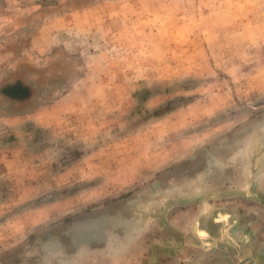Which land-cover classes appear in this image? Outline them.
<instances>
[{
	"label": "rangeland",
	"instance_id": "1",
	"mask_svg": "<svg viewBox=\"0 0 264 264\" xmlns=\"http://www.w3.org/2000/svg\"><path fill=\"white\" fill-rule=\"evenodd\" d=\"M255 172L264 0H0V264H111L135 235L120 261ZM261 209V258L235 236L227 264H264Z\"/></svg>",
	"mask_w": 264,
	"mask_h": 264
},
{
	"label": "crops",
	"instance_id": "2",
	"mask_svg": "<svg viewBox=\"0 0 264 264\" xmlns=\"http://www.w3.org/2000/svg\"><path fill=\"white\" fill-rule=\"evenodd\" d=\"M207 189L213 203L219 206L209 208V197L207 196L205 205L200 206V209L191 205L188 212L180 210L174 219L169 220L168 228L162 222L158 223L157 226L163 230V233L157 235L159 244L146 245L143 252L142 250L136 253L127 251L126 256L118 261L120 252L127 250L130 247L128 242L137 237L126 233L119 240L120 236L115 237L111 232L107 241L111 264H115L114 260L117 261L116 264H150V259H160L161 264H227V259H229L227 249L230 250V247L225 248L223 242L229 245L231 238L235 236L239 240L241 238L242 241L239 243L240 252L242 249L243 252L249 249L255 252L254 247L257 246L260 254H254V257L261 258L262 247L258 245L259 240L253 232L257 231L256 226H259L261 219L258 211H261L264 205V175L255 172L248 178L246 176L234 178L233 181L229 180L220 187L211 189L207 187ZM198 194V192H188L185 196H181L184 205L188 206L197 202L195 197ZM248 202L254 206L247 207ZM184 216L188 219L185 220ZM246 226L253 228L252 231L247 230L248 234L250 232L252 234L249 238L242 239L239 234L244 232ZM171 227H174V232L169 231L168 233L167 230ZM221 246L224 251L223 248L220 249ZM83 247L81 245V248ZM96 254L98 252H81V264H100ZM137 259L138 261L135 262Z\"/></svg>",
	"mask_w": 264,
	"mask_h": 264
}]
</instances>
